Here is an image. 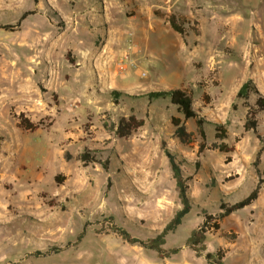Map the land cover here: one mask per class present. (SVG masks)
I'll return each mask as SVG.
<instances>
[{
    "label": "rangeland",
    "instance_id": "obj_1",
    "mask_svg": "<svg viewBox=\"0 0 264 264\" xmlns=\"http://www.w3.org/2000/svg\"><path fill=\"white\" fill-rule=\"evenodd\" d=\"M130 1L0 0V264H208L186 246L203 210L218 214L221 202L243 200L264 178V112L257 137L245 129L248 103L237 98L248 81L264 91V0H231L237 31H202L193 19L182 36L194 54L179 74L174 38L144 30L145 14ZM25 12L32 13L20 21ZM130 42L131 61L120 72ZM177 89L192 95L205 139L169 96L150 97ZM255 100L251 94L249 104ZM131 115L144 126L116 137ZM173 117L193 134L191 144L176 138ZM22 119L39 131L21 128ZM221 143L232 151L214 147ZM29 147L38 163L27 170ZM165 149L182 164L196 205L167 237V249L182 250L160 259L125 242L108 218L142 240L171 221L181 203ZM88 152L93 160L85 163ZM261 192L208 232L207 251H223L225 264H264V185ZM55 246L67 249L29 256Z\"/></svg>",
    "mask_w": 264,
    "mask_h": 264
},
{
    "label": "trees",
    "instance_id": "obj_2",
    "mask_svg": "<svg viewBox=\"0 0 264 264\" xmlns=\"http://www.w3.org/2000/svg\"><path fill=\"white\" fill-rule=\"evenodd\" d=\"M31 13L32 12H25L21 17L20 21L24 20ZM169 22L174 31L180 33L181 35H185L186 28L184 27V20H178L176 15L173 14L169 17ZM5 28L11 29L13 28V26H5ZM251 94H254L256 96V100L253 105L249 104ZM166 96L170 97L171 103L177 106L179 112L183 114L186 120L194 119L196 121L198 131L200 135L205 139L206 135L203 128L205 121L203 118L199 117V115L194 110L192 95L189 94L187 91L181 89H177L172 92H155L150 94L151 98H159ZM237 98L244 99L248 103L249 117L246 121L245 129L248 131H254L257 137H259L257 116L258 114L264 112V95L260 94V92L257 90L256 86L252 83V81H248L238 91ZM172 123L176 128L175 135L176 138L180 141V143L184 146L191 144L193 142V134L187 131L184 121L179 118L173 117ZM143 126V119H138L136 116L131 115L128 118H122L119 121L118 125L115 128V135L118 138H126ZM20 127L26 131L31 132H34L38 129V126L28 119H22ZM217 132L218 138H226L225 131L221 132L217 130ZM214 147L219 149L223 153H229L230 151H232L224 143H221L219 145L216 144ZM165 154L169 160V164L173 173V178L176 182V188L178 191L181 208L175 213L174 217L164 227V229L160 233H158L154 238L142 240L133 237L126 229L115 224L114 218H108L111 230L114 233L118 234L125 242L131 245H139L140 247H143L149 251H153L157 254L160 259H169L180 253V251L182 250L181 247L170 249H167L165 247L167 243V237L171 233H175L178 230V228L183 224L184 219L190 214L193 207L196 205L194 198H192L190 195L189 180L184 176L182 164L177 161L176 157L171 153L170 150L165 149ZM82 159L85 163H89L93 160L89 152L84 153L82 155ZM103 165L104 168L107 169V164ZM258 173L260 174V171H258ZM60 177V175L56 176V180H60ZM263 185L264 178L260 177L259 183L257 184L256 188L249 194V196H247L243 200L235 204L221 202L220 212L218 214H209L206 210H203L204 222L201 226L191 232L190 236L186 241V246L195 251L198 256L205 257L208 264H225V254L223 251L220 250L216 253L207 251V234L211 230H220V222L223 221L225 218L253 205L258 200ZM85 232L86 231L84 229L79 234L77 242L75 244H78L83 240ZM68 246L69 245H67V247ZM67 247L60 248L55 246L50 248L47 252L36 251L34 254H30L29 256H34L36 258L40 256H49L52 253H61L62 251L67 249Z\"/></svg>",
    "mask_w": 264,
    "mask_h": 264
},
{
    "label": "crops",
    "instance_id": "obj_3",
    "mask_svg": "<svg viewBox=\"0 0 264 264\" xmlns=\"http://www.w3.org/2000/svg\"><path fill=\"white\" fill-rule=\"evenodd\" d=\"M133 1L134 0H131L130 2L133 3ZM135 4L138 11L141 10L145 14L140 20L143 22L144 30L148 27L152 32H162L163 35L167 34L174 38V41H170L169 47L172 54L179 62V67L175 71L178 74L181 72V64L188 61L189 57L194 54V51L191 48L189 40L172 29L169 22V17L171 15L175 14L178 20H184V27L188 26V28L189 25H192L193 19H196L200 30L215 32L216 34L217 32L227 30L237 31L240 26L238 24L239 20L237 19V22V20H234L231 16L234 12V5L231 0H137ZM238 5L240 6L239 3ZM129 21L130 23L134 22L131 19H129ZM149 47L150 45L148 43L146 48ZM136 51L137 53H141L137 49ZM207 57L209 60L211 59V55H206V58ZM139 59L142 61L144 58L141 56ZM260 94L264 95V91L260 90ZM39 129L40 128L32 133L38 132ZM70 136L71 133H68L67 137ZM23 155H26V157L27 155L34 156L33 161L25 160L24 163L28 165L27 170H30V166H35L38 163L36 160L38 155L31 150V147L25 149ZM27 172L30 173V171ZM261 193L257 201L261 198ZM191 197L193 198V196ZM257 201L255 203H257ZM255 203L253 205H255Z\"/></svg>",
    "mask_w": 264,
    "mask_h": 264
},
{
    "label": "built area",
    "instance_id": "obj_4",
    "mask_svg": "<svg viewBox=\"0 0 264 264\" xmlns=\"http://www.w3.org/2000/svg\"><path fill=\"white\" fill-rule=\"evenodd\" d=\"M133 51H134V43L130 42L126 48L125 54L121 56V58L118 61L117 66L120 72H124L128 68V65L131 61V53Z\"/></svg>",
    "mask_w": 264,
    "mask_h": 264
}]
</instances>
